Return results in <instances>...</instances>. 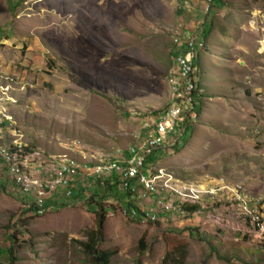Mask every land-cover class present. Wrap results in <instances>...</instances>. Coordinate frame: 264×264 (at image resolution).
Instances as JSON below:
<instances>
[{
	"label": "rangeland",
	"instance_id": "rangeland-1",
	"mask_svg": "<svg viewBox=\"0 0 264 264\" xmlns=\"http://www.w3.org/2000/svg\"><path fill=\"white\" fill-rule=\"evenodd\" d=\"M263 3L220 0L206 13V0H0V97L12 99L0 144L95 162L120 154L168 106L175 33L210 23L198 60L199 116L188 142L156 166L182 184L222 181L264 198V52L257 43L264 24L248 25ZM101 189L98 247L114 253L109 264H264V250L248 234L204 223L207 214L222 215V203L208 205L201 225L181 215L141 222L124 215L121 190ZM96 190L93 182L78 196L58 194L35 215L2 174L0 264H8L13 233L14 264H92L80 243L97 228L98 205L88 204Z\"/></svg>",
	"mask_w": 264,
	"mask_h": 264
},
{
	"label": "built area",
	"instance_id": "built-area-1",
	"mask_svg": "<svg viewBox=\"0 0 264 264\" xmlns=\"http://www.w3.org/2000/svg\"><path fill=\"white\" fill-rule=\"evenodd\" d=\"M213 0H206L205 12ZM264 5V3H263ZM248 25L264 24V10H256ZM264 30V29H262ZM203 31L177 32L172 38V67L167 76L170 100L160 113L143 122L137 143L120 154L98 161L77 159L74 154L52 155L37 149H27L21 142L0 144V177L22 195L25 207L35 215H42L54 203L57 195L70 198L91 186H114L129 193L133 201L125 216L155 223L170 215L191 216L201 225V216L208 205L222 203V215L207 214L205 222L221 229L232 226L235 234H248L264 250V198L246 195L240 185L228 186L219 182L206 188L198 184L179 183L172 173L157 167L164 154H171L181 145L187 128L196 122L202 93L197 61L205 49ZM264 52V35L257 40ZM12 99L0 97V125L12 122L8 104ZM74 152V150H71ZM155 158V159H154ZM195 208V209H192ZM242 225L248 230L244 232Z\"/></svg>",
	"mask_w": 264,
	"mask_h": 264
},
{
	"label": "trees",
	"instance_id": "trees-1",
	"mask_svg": "<svg viewBox=\"0 0 264 264\" xmlns=\"http://www.w3.org/2000/svg\"><path fill=\"white\" fill-rule=\"evenodd\" d=\"M218 4L220 5V0H213V4ZM211 30V24L207 23L203 26V38L206 40L207 35L209 34ZM199 60V59H198ZM197 65H198V61H197ZM199 75L202 72V68L199 65ZM162 111V110H161ZM161 111L158 112H154L153 115H157L158 113H160ZM200 113V108L197 111V114L199 116ZM192 126H190V128H187L184 135H183V139L181 144H185L188 142L190 135H191V128ZM102 187L99 186H95V189H97L95 192H93L88 200V204L89 205H98V209L95 211L96 214V230L94 232H91L88 236H87V240L86 242H81V246H82V251L83 254L85 256V258L90 261L92 264H109L110 263V259L112 258V256L114 255L113 252L110 251H104V250H100L99 249V245L103 243V239H102V231L104 228V223H105V217H106V211L105 209L100 205V202H98V200H96L95 198L97 197L98 199H103L106 197L105 195V191L103 192V190L101 189ZM114 188V186H107L105 187V189L112 191V189ZM109 191V192H110ZM107 192V191H106ZM123 193L119 194V202L123 203V198L124 196L128 197L129 193L122 191ZM118 193V192H117ZM79 193H77L78 196ZM76 196V197H77ZM118 196V195H116ZM74 197V196H73ZM126 203V208L124 207V204ZM53 204V203H52ZM123 208H125V210L127 211V213L130 211L131 208H136V204L133 201L127 200L122 204ZM195 209V208H192ZM26 212H32L31 209H27ZM134 220V219H133ZM135 220L140 221V218H136ZM21 225H19V229L21 231ZM12 228H9V230ZM13 230V229H12ZM8 239L11 242V246L9 247V249L7 250V259H8V264H14L15 263V257H14V251H13V246L15 245L16 239L17 237L15 236V234H11L8 235ZM177 251L180 252V256H181V262L184 261V252L181 251L180 249H177ZM168 257V255L166 256Z\"/></svg>",
	"mask_w": 264,
	"mask_h": 264
},
{
	"label": "crops",
	"instance_id": "crops-1",
	"mask_svg": "<svg viewBox=\"0 0 264 264\" xmlns=\"http://www.w3.org/2000/svg\"><path fill=\"white\" fill-rule=\"evenodd\" d=\"M216 58L221 59L220 56H219V57L216 56ZM205 69H206V68H205ZM199 77H200V79H201V74L199 75ZM199 85H200V83H199Z\"/></svg>",
	"mask_w": 264,
	"mask_h": 264
}]
</instances>
